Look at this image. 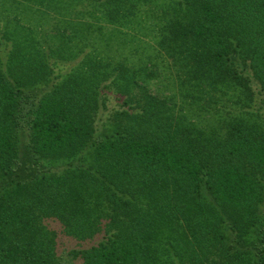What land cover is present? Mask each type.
<instances>
[{"label": "trees", "instance_id": "obj_1", "mask_svg": "<svg viewBox=\"0 0 264 264\" xmlns=\"http://www.w3.org/2000/svg\"><path fill=\"white\" fill-rule=\"evenodd\" d=\"M93 1L129 13L139 0ZM169 1L160 45L191 89L245 91L252 79L264 101V0ZM19 36L0 40V179H12L0 192V264H264L263 130L243 118L196 129L105 50L54 82L57 59L82 49L47 54ZM110 87L122 101L104 127ZM87 148V160L45 168ZM47 220L90 246L59 256Z\"/></svg>", "mask_w": 264, "mask_h": 264}, {"label": "rangeland", "instance_id": "obj_2", "mask_svg": "<svg viewBox=\"0 0 264 264\" xmlns=\"http://www.w3.org/2000/svg\"><path fill=\"white\" fill-rule=\"evenodd\" d=\"M38 2L0 0V40L5 34L11 38L20 37L21 34L30 35L47 54H54L64 44L72 49L79 46L82 52L72 61L67 63L57 59L52 74L54 82L78 66L85 51L95 50L102 54L105 50L108 61L113 64L123 63L130 70H142L139 83L145 84L152 94L166 100L172 108V114L194 125L196 129L208 132L216 119L226 123L229 119L243 118L264 131L263 96L252 79H249L250 89L245 91L224 84L214 88L211 80L202 81L191 89L192 84L184 73L186 69H180L183 65L170 57L166 50L168 47L160 45L163 37L161 30L165 25L160 15L170 5L169 0L135 1L128 9L129 13L127 10H113L103 6L101 1L93 0H53L55 4L49 7ZM106 35L110 41L105 47ZM103 55L106 56L105 53ZM55 60L56 57L50 63ZM106 83L109 84V81ZM240 91H243L242 94ZM103 97L106 107L101 110V114L106 127L114 110L120 108L122 97L113 87L105 90ZM23 154L24 151H21ZM88 154L87 148L72 160L45 163V168L49 171L62 170L83 157L82 160H87ZM11 181L10 178L0 179V192L10 191ZM44 223L57 234L56 251L59 256H65L73 249L90 246L88 240L80 242L65 236L58 222L47 220Z\"/></svg>", "mask_w": 264, "mask_h": 264}]
</instances>
